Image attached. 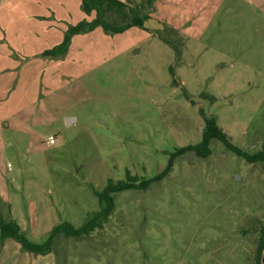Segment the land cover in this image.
Masks as SVG:
<instances>
[{
	"label": "rangeland",
	"instance_id": "1",
	"mask_svg": "<svg viewBox=\"0 0 264 264\" xmlns=\"http://www.w3.org/2000/svg\"><path fill=\"white\" fill-rule=\"evenodd\" d=\"M150 19L96 28L81 0H0V212L34 244L97 213L125 171L160 175L201 139L204 118L241 152L264 146V0H120ZM109 23L122 25L114 14ZM70 122H67V120ZM101 228L35 255L0 241V264H258L264 164L212 141L145 190L112 196Z\"/></svg>",
	"mask_w": 264,
	"mask_h": 264
},
{
	"label": "trees",
	"instance_id": "2",
	"mask_svg": "<svg viewBox=\"0 0 264 264\" xmlns=\"http://www.w3.org/2000/svg\"><path fill=\"white\" fill-rule=\"evenodd\" d=\"M148 5L152 4V0H145ZM83 10L86 13L94 12L95 18L90 22H80L76 26L70 28L65 35L63 41L55 49L45 51L43 56L57 57L64 55L72 36L82 32H91L96 28H102L105 32L122 33L133 27H143L144 23L150 19L149 15L142 14V7H128L126 3L120 0H81ZM114 14L122 22V25L109 23L107 15ZM212 141L220 142L226 149L235 153L237 156L244 158L250 163L264 164V146L260 151L253 155L241 152L237 147L233 146L231 139L217 125L214 117L204 118V128L201 139L194 145H188L183 148L176 149L169 157L165 170L152 179H144L136 175H131L127 170L123 180L113 182L109 180L102 192H94L98 204L102 207L97 213L90 216L86 222L78 229L74 228L67 222H62L55 226L45 241L41 244L30 242L25 233L12 218H6L0 212V241L6 239L15 240L21 248L35 255H47L52 252L54 242L57 237L81 239L89 236L95 229L101 228L108 220L114 209L112 196L129 190H145L148 186L167 175L175 158L187 152L194 153L200 158H205L210 154V144ZM264 236V230H263ZM258 264H264V254L260 258Z\"/></svg>",
	"mask_w": 264,
	"mask_h": 264
},
{
	"label": "water",
	"instance_id": "3",
	"mask_svg": "<svg viewBox=\"0 0 264 264\" xmlns=\"http://www.w3.org/2000/svg\"><path fill=\"white\" fill-rule=\"evenodd\" d=\"M67 122H70V120L68 119Z\"/></svg>",
	"mask_w": 264,
	"mask_h": 264
}]
</instances>
